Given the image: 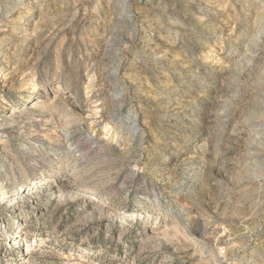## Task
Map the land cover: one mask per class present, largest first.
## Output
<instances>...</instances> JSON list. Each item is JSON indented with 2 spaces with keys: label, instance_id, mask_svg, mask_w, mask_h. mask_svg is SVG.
<instances>
[{
  "label": "rangeland",
  "instance_id": "rangeland-1",
  "mask_svg": "<svg viewBox=\"0 0 264 264\" xmlns=\"http://www.w3.org/2000/svg\"><path fill=\"white\" fill-rule=\"evenodd\" d=\"M0 264H264V0H0Z\"/></svg>",
  "mask_w": 264,
  "mask_h": 264
},
{
  "label": "bare ground",
  "instance_id": "bare-ground-1",
  "mask_svg": "<svg viewBox=\"0 0 264 264\" xmlns=\"http://www.w3.org/2000/svg\"><path fill=\"white\" fill-rule=\"evenodd\" d=\"M35 88V87H34Z\"/></svg>",
  "mask_w": 264,
  "mask_h": 264
}]
</instances>
